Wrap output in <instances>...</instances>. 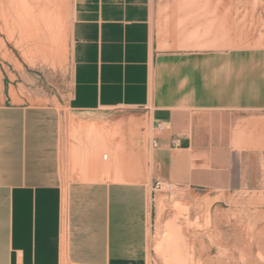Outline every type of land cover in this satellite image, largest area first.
Masks as SVG:
<instances>
[{"label":"crops","instance_id":"0c3cea01","mask_svg":"<svg viewBox=\"0 0 264 264\" xmlns=\"http://www.w3.org/2000/svg\"><path fill=\"white\" fill-rule=\"evenodd\" d=\"M243 4L71 0L70 86L48 105L17 102L0 61V264H147L156 182L190 206L264 197V32ZM118 110L92 123L108 142L70 146L69 113Z\"/></svg>","mask_w":264,"mask_h":264},{"label":"rangeland","instance_id":"374dc122","mask_svg":"<svg viewBox=\"0 0 264 264\" xmlns=\"http://www.w3.org/2000/svg\"><path fill=\"white\" fill-rule=\"evenodd\" d=\"M34 8L45 0H23ZM62 23L60 42L57 46L47 45L38 49L26 32L19 31L16 24L8 37L0 21V61L9 63L20 73L17 83L19 90L12 91L17 102L29 105H48L66 97L71 80L70 61V14L71 0H58ZM244 6L235 9V14L250 18L251 32H264V0H244ZM255 1V2H254ZM12 0H0V4H9ZM14 4V2H12ZM14 8L15 5H14ZM38 45V44H37ZM37 48V49H36ZM39 50V51H38ZM24 52L31 54L26 59ZM37 51V52H36ZM3 54H2V53ZM39 52V53H38ZM5 53V54H4ZM4 69L8 72L6 67ZM2 74L0 72V95ZM129 111H107L88 115L69 113L67 116L75 122H86L85 126L99 122L107 125L120 118L130 116ZM71 147H77L80 153L91 144L92 134L86 127H80L70 120ZM117 146L116 148H119ZM77 156L73 167L78 166ZM176 193L156 192L153 211L148 223V260L147 264H264V197L249 196L244 199L223 201L211 205L206 197L190 205L178 203ZM252 195V194H251ZM185 209L179 212L176 207ZM172 222V223H170ZM171 225L179 229L178 253L176 261L166 255V238ZM177 262V263H175Z\"/></svg>","mask_w":264,"mask_h":264},{"label":"bare ground","instance_id":"6f19581e","mask_svg":"<svg viewBox=\"0 0 264 264\" xmlns=\"http://www.w3.org/2000/svg\"><path fill=\"white\" fill-rule=\"evenodd\" d=\"M12 2H14V4ZM12 2H10L7 5L5 4V7H4V3H3V6H2V4H0V21L3 25L4 30L5 31L7 30L6 33H7L9 38H10L9 33L13 29V27H11L10 25L16 24V26H17L16 28L19 29V31L26 32V34H27L26 37L28 39L32 40V42L35 43V45L37 46L38 49L43 50L47 45H49V47H53V46H57L59 44L60 38H61V31H62V23H61V19H60L59 8H58V2H59L58 0H45L44 3H38L37 5H35L34 8H31L30 6L26 5V2H24L23 0H12ZM14 5L16 8H14ZM2 48H3V44H2V42H0V50ZM23 53H24L26 59L28 60L27 57H29L31 54H28L27 52H24V51H23ZM29 58H31V57H29ZM71 122L76 123L73 119H71ZM77 125H79L82 128L83 127L88 128L90 130V132H92V134L98 135L99 137H101L102 140H104L106 142L109 141L110 137H113L116 135V132L114 131L111 133V136H110L108 130H106L102 127H100V128L96 127L94 124H90L89 126H85V124H77ZM101 153H99V154H101ZM113 153H114V151H113ZM99 156L100 155H98L96 158H93L94 162L96 161L95 159H97ZM93 157H95V156L93 155ZM114 157H115L116 163L118 164V162H119L122 164V165L121 164L120 165L123 166V164H124L123 159L124 158L122 155L121 147L118 148V152L115 154ZM84 158L86 159L85 160L86 162L84 161L86 164H87L88 160L90 161V163L92 162V164H93V161H91V159H89L90 156L88 158L87 157H84ZM91 158H92V156H91ZM101 159L103 160V158L99 157L98 160H101ZM89 161H88V163H89ZM90 163H89V165H90ZM86 164L83 165L85 168L82 166L83 170L86 169V166H85ZM89 165L87 164L88 168L91 166V165L90 166ZM111 166H112V164H111ZM116 167H114V169ZM119 167L120 166L118 164V168ZM88 168L86 169L87 172H88ZM105 168H106V166H105ZM120 171H123V170L121 169ZM83 172H85V173L80 172L82 180H91V179L95 178V176H93L92 173L91 174L86 173V171H83ZM107 173L108 172H106L105 174L107 175ZM120 173H122V172H120ZM120 173H117V174H120ZM121 175H123V174H120V176ZM120 176L116 177L117 181L124 179L123 176L122 177H120ZM176 209L179 212L185 211V209L180 207V206H177ZM170 223H172V222H170ZM176 229L177 228H175V226L171 225L169 236H167V238H166V249H165L166 255H168L174 261H176L174 259V257L178 253V245H179L178 243H179V239H180L179 238V235H180L179 229H178L179 233L177 232ZM175 263H177V262H175Z\"/></svg>","mask_w":264,"mask_h":264},{"label":"built area","instance_id":"2783aa9c","mask_svg":"<svg viewBox=\"0 0 264 264\" xmlns=\"http://www.w3.org/2000/svg\"><path fill=\"white\" fill-rule=\"evenodd\" d=\"M155 129L157 131H162L163 127L161 126V124H156L155 125ZM152 146L156 147L157 143L156 141L152 142ZM263 163H264V155H263V159H262ZM154 191H158V192H164V193H171L173 191H175L176 187L175 185L171 184V183H162V182H156L154 184Z\"/></svg>","mask_w":264,"mask_h":264}]
</instances>
